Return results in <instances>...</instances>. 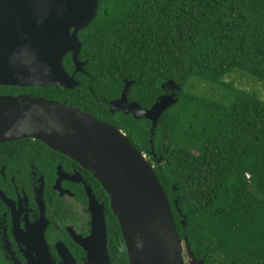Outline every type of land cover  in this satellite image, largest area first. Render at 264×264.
I'll use <instances>...</instances> for the list:
<instances>
[{
    "label": "trees",
    "instance_id": "obj_1",
    "mask_svg": "<svg viewBox=\"0 0 264 264\" xmlns=\"http://www.w3.org/2000/svg\"><path fill=\"white\" fill-rule=\"evenodd\" d=\"M78 40L84 73L73 91L0 86V95L65 102L121 130L154 167L197 261L264 264V99L226 81L239 75L264 86V0H98ZM63 67L73 73L69 55ZM126 82L142 109L163 85L180 88L157 123L155 158L151 123L106 104ZM106 223L112 263L129 264L109 208Z\"/></svg>",
    "mask_w": 264,
    "mask_h": 264
},
{
    "label": "water",
    "instance_id": "obj_2",
    "mask_svg": "<svg viewBox=\"0 0 264 264\" xmlns=\"http://www.w3.org/2000/svg\"><path fill=\"white\" fill-rule=\"evenodd\" d=\"M97 9L98 0H0V86L73 91L78 87L74 76L84 73L78 33L92 23ZM68 54L74 65L71 75L63 67ZM131 85L124 84L120 98L109 102V111L149 121L150 153L156 157L152 138L157 123L177 103L180 88L173 82L163 85L164 94L142 109L127 100ZM24 139L42 142L92 174L108 196L129 264H204L195 259L187 238H180L154 167L121 130L64 102L0 95V144ZM178 204L176 200L174 207L184 227ZM90 210V236L74 239L86 252L82 264H112L103 207L93 196ZM62 256L63 264H76L68 251ZM29 264L55 263L48 257Z\"/></svg>",
    "mask_w": 264,
    "mask_h": 264
},
{
    "label": "flooded vegetation",
    "instance_id": "obj_3",
    "mask_svg": "<svg viewBox=\"0 0 264 264\" xmlns=\"http://www.w3.org/2000/svg\"><path fill=\"white\" fill-rule=\"evenodd\" d=\"M92 196L106 220L108 196L77 161L34 139L0 144V264L48 257L63 264L67 251L84 263L86 252L74 239L91 234ZM108 252L112 262L109 241Z\"/></svg>",
    "mask_w": 264,
    "mask_h": 264
},
{
    "label": "rangeland",
    "instance_id": "obj_4",
    "mask_svg": "<svg viewBox=\"0 0 264 264\" xmlns=\"http://www.w3.org/2000/svg\"><path fill=\"white\" fill-rule=\"evenodd\" d=\"M226 81L229 83H233L239 89L246 90L248 92L256 91L258 93V96L262 100L264 99V86H262V84L253 83L251 80L246 79L245 77L239 75H233L232 77L228 78ZM202 89L203 88H201V90ZM205 94L210 95L211 91L207 89L205 91Z\"/></svg>",
    "mask_w": 264,
    "mask_h": 264
}]
</instances>
